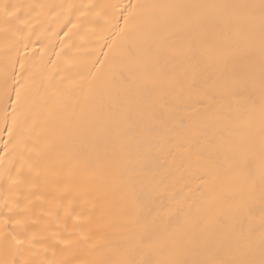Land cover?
<instances>
[{"label": "bare ground", "instance_id": "bare-ground-1", "mask_svg": "<svg viewBox=\"0 0 264 264\" xmlns=\"http://www.w3.org/2000/svg\"><path fill=\"white\" fill-rule=\"evenodd\" d=\"M23 233L34 264H264V0H0V264Z\"/></svg>", "mask_w": 264, "mask_h": 264}, {"label": "snow or ice", "instance_id": "snow-or-ice-1", "mask_svg": "<svg viewBox=\"0 0 264 264\" xmlns=\"http://www.w3.org/2000/svg\"><path fill=\"white\" fill-rule=\"evenodd\" d=\"M21 227L23 229V223L21 222ZM13 240V260L10 264H34V262L29 258V255H26L25 245L29 243L27 234H17L12 237ZM19 255L21 259L16 260L15 257Z\"/></svg>", "mask_w": 264, "mask_h": 264}]
</instances>
